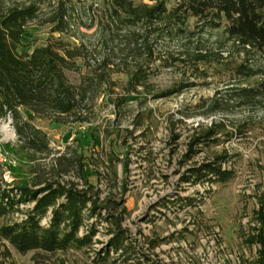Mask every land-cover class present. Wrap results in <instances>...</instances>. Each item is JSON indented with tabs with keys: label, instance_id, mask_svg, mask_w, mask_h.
Returning a JSON list of instances; mask_svg holds the SVG:
<instances>
[{
	"label": "rangeland",
	"instance_id": "obj_1",
	"mask_svg": "<svg viewBox=\"0 0 264 264\" xmlns=\"http://www.w3.org/2000/svg\"><path fill=\"white\" fill-rule=\"evenodd\" d=\"M8 1L38 7L37 20L23 37L29 53L49 42L63 14L72 27L55 33V37L73 44H79V39L96 43L102 21L114 5L113 0ZM161 1L169 8L179 2L133 0L150 5ZM212 36L206 35L210 44L216 41ZM79 64L82 72L67 71L75 85L90 75L83 62ZM202 68L209 69L204 71L205 78L162 67L147 87L131 94L124 89L127 78L115 75L116 82L98 91L88 120L82 124L35 118L23 109L25 118L47 134L52 150L49 155L30 158L28 152L11 151L20 146L18 135L9 117L0 118V150L6 159L0 163V179L8 186L27 181L34 188L35 179H52L62 184L74 181L84 188L85 180L78 172L54 175L58 156L84 149L77 141L83 130L95 139L88 170L100 174V180L94 182L101 196L116 193L129 210L123 228L127 242L137 251L130 263L256 264L261 246L251 240L257 236L255 212L264 203V101L248 105L235 96L240 88H257L261 79H232L228 67ZM215 101L225 106L226 112L211 114ZM215 122L225 125L224 132L215 137L221 141L195 145L194 140ZM221 156L227 159L223 169L232 172L229 180L213 183L193 178L194 170L218 162ZM34 206L31 202L22 204V211L12 215L9 222L25 219ZM51 218L49 212L42 225L48 226ZM92 228L96 232L91 247L46 255L41 264H127L123 251L111 248L108 260L99 261L98 254L108 251L113 237L101 217L88 222L80 235L85 236ZM7 247L11 252L8 258L3 255L5 247L0 249L3 264H37L34 251L23 254L11 244Z\"/></svg>",
	"mask_w": 264,
	"mask_h": 264
},
{
	"label": "trees",
	"instance_id": "obj_2",
	"mask_svg": "<svg viewBox=\"0 0 264 264\" xmlns=\"http://www.w3.org/2000/svg\"><path fill=\"white\" fill-rule=\"evenodd\" d=\"M113 4V10L102 21L96 43L79 39V44H73L55 37V33H65L72 27L67 14H63L49 42L29 53L23 37L37 20L38 7L34 3L0 0V118L11 115L20 141L17 149H11L15 154L25 151L34 158L52 151L47 134L25 118L23 109L35 118L61 124L85 123L96 94L104 85L116 82L115 75L127 78L124 89L131 94L147 87L162 67L184 75L192 72L199 78H205L204 71H209L202 67H228L232 79L260 77L257 88H240L235 97L248 105L255 101L263 103L264 0H179L174 8L164 1L150 5L113 0ZM206 35H213L215 44H210ZM79 61L90 70V75L75 85L67 71L82 72ZM226 110L215 101L211 114ZM224 129V123L215 122L194 144L221 141L215 137ZM90 135L82 130L77 140L84 148L81 153L68 150L55 159L54 166V175L78 172L85 180L84 188L74 181L62 184L52 179H35L34 188L27 181L8 186L0 179V249L5 247L6 258L11 257L7 244L23 254L34 251L37 264L46 255L91 247L95 228L85 236L80 231L92 219L101 217L108 223V234L113 238L108 251L98 254L99 261L108 260L111 248L123 251L126 263L133 264L130 261L137 251L127 242V230L123 228L129 210L118 194L101 196L94 182L100 180V174L88 170L95 143ZM218 159L194 170L193 178L213 183L229 180L232 172L223 169L227 159ZM30 202L35 206L25 219L9 222L12 215L22 211V204ZM49 212L51 222L44 226L42 219ZM255 222L257 236L251 242L261 246L256 264H264V203L255 212Z\"/></svg>",
	"mask_w": 264,
	"mask_h": 264
},
{
	"label": "built area",
	"instance_id": "obj_3",
	"mask_svg": "<svg viewBox=\"0 0 264 264\" xmlns=\"http://www.w3.org/2000/svg\"><path fill=\"white\" fill-rule=\"evenodd\" d=\"M9 119L12 120L11 115H9ZM5 160L6 159L4 158V155H3L2 151L0 150V163L2 164L4 162H6Z\"/></svg>",
	"mask_w": 264,
	"mask_h": 264
}]
</instances>
